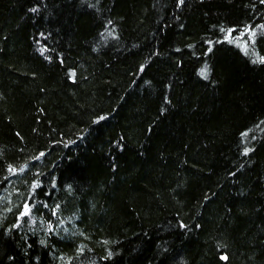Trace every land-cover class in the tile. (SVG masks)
I'll return each instance as SVG.
<instances>
[{
  "label": "trees",
  "instance_id": "obj_1",
  "mask_svg": "<svg viewBox=\"0 0 264 264\" xmlns=\"http://www.w3.org/2000/svg\"><path fill=\"white\" fill-rule=\"evenodd\" d=\"M0 264H264V0H0Z\"/></svg>",
  "mask_w": 264,
  "mask_h": 264
}]
</instances>
